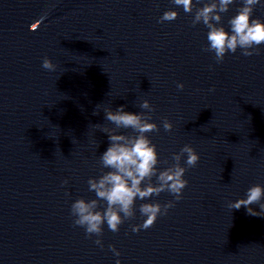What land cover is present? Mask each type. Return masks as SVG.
I'll use <instances>...</instances> for the list:
<instances>
[{"label":"water","instance_id":"obj_1","mask_svg":"<svg viewBox=\"0 0 264 264\" xmlns=\"http://www.w3.org/2000/svg\"><path fill=\"white\" fill-rule=\"evenodd\" d=\"M239 6L224 16L226 29ZM170 8L179 17L158 23ZM191 19L171 0H0V264H264V217L228 207L264 185V45L218 64L202 51L208 30ZM45 57L55 71L41 67ZM144 99L160 128L148 134L158 167L185 144L200 160L166 216L133 232L145 219L139 204L150 202L137 200L119 232L104 225L101 249L70 207L94 198L87 180L109 147L101 128L114 127L104 109L138 113Z\"/></svg>","mask_w":264,"mask_h":264},{"label":"clouds","instance_id":"obj_2","mask_svg":"<svg viewBox=\"0 0 264 264\" xmlns=\"http://www.w3.org/2000/svg\"><path fill=\"white\" fill-rule=\"evenodd\" d=\"M171 3L174 8H182L185 14L191 15L192 27L202 24L208 30L202 51L213 53L216 63H222L226 54H235L238 49L245 57L260 54V46L264 45V21L259 17L253 18V13L257 6L264 8L261 0H240L235 15L227 20V29L224 16L236 0H171ZM45 16L42 15L35 23L40 24ZM178 17L179 12L170 8L159 17L158 23L172 22ZM41 67L55 71L57 66L45 57ZM177 89L182 91L184 84L178 83ZM98 107L99 104L93 115H99ZM138 107L142 109L138 113L125 111L124 105L115 110L104 109L105 120L114 127L101 128L108 136L109 147L99 157L100 175L87 180L88 191L94 193V198L79 197L70 207L74 226L83 228L88 238L95 236L94 243L101 249L104 247V225L113 233L119 232L126 220L135 218L137 200L150 202L139 204L138 211L145 219L141 224L131 226L133 232L147 230L159 217L166 216L169 209L174 207V201L183 198V190L188 185L185 173L189 168L196 167L200 160L195 149L185 144L179 152L172 154L170 166L160 169L157 146L148 135L160 130L155 122H151L155 108L147 99L139 103ZM162 126L166 132L172 131L173 124L167 118L162 120ZM164 163L168 164V161ZM67 183L64 180L62 186ZM163 192L172 195L174 200L163 204L152 200ZM262 201L264 185L254 184L246 190L244 198L230 202L228 207L231 210L244 207L248 215L264 217ZM252 205H258L260 211H255ZM108 248L114 256L121 255L114 245H108ZM116 264H121L119 259Z\"/></svg>","mask_w":264,"mask_h":264}]
</instances>
